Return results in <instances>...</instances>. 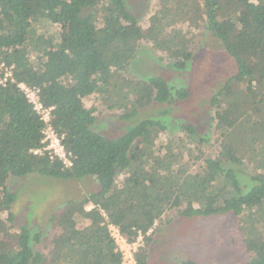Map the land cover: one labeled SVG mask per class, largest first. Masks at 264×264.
I'll list each match as a JSON object with an SVG mask.
<instances>
[{
  "label": "trees",
  "instance_id": "obj_1",
  "mask_svg": "<svg viewBox=\"0 0 264 264\" xmlns=\"http://www.w3.org/2000/svg\"><path fill=\"white\" fill-rule=\"evenodd\" d=\"M193 2L195 20L205 23L238 68L211 100L220 134L214 158L192 148L206 142L192 125H182L183 136H170L159 148L156 140L167 128L153 120L116 139L92 128L97 109L86 99L107 92L115 100L125 85L142 105L187 98V90L174 93L161 78L136 82L123 76L144 42L176 69L192 58L187 37L168 32L169 4L144 26L124 0H0V63L13 68L15 80L0 89V264H121L100 209L129 240L141 231L147 247L149 231L170 214H233L251 254L244 264H264V0ZM21 83L39 89L43 105L53 108L51 125L73 154V168L63 169L48 153H32L43 147L45 124ZM244 160L256 169L248 192L227 167ZM32 173L65 180L92 176L100 184L51 218L62 233L46 254L33 250L30 231L15 225L12 211L16 197L8 180ZM88 205L94 208L87 211ZM146 258L137 256L138 263L147 264Z\"/></svg>",
  "mask_w": 264,
  "mask_h": 264
},
{
  "label": "rangeland",
  "instance_id": "obj_2",
  "mask_svg": "<svg viewBox=\"0 0 264 264\" xmlns=\"http://www.w3.org/2000/svg\"><path fill=\"white\" fill-rule=\"evenodd\" d=\"M124 1L144 26L151 16L162 12L163 4H169L170 13L165 11L171 26L168 32H182L193 55L184 69H176L167 64L166 54L155 49L151 43L144 42L129 71L123 76L136 82L161 78L174 93L176 90H187L189 94L176 103L142 105L136 101V95L128 93V85H125L123 90L117 91L115 100H111L114 95L107 92L91 96L85 104L97 109L98 120L93 130L106 138L116 139L140 121L153 120L167 128L156 140L155 146L159 148L168 137L183 136L182 125H192L200 138L206 141L201 145L194 144L192 148L196 152L202 150L204 158H214L220 148V134L215 130V109L211 100L237 74L236 60L226 52L221 41L212 36L203 21L195 20L198 10L194 0ZM193 18L195 22L191 21ZM51 29V33L58 37L60 29ZM227 167L236 172L245 192L254 186L255 164L244 160L242 165ZM8 187L16 197L12 206L15 225L28 229L33 250L45 254L52 247L53 238L62 233L60 228L52 227L51 218L70 201L80 200L100 190L99 182L92 176L65 180L37 173L11 177ZM151 234L149 246L145 245L146 251L141 248L142 252L137 254L140 260H144L146 254L147 264H181L189 260L196 264H244L251 259L239 219L233 214L193 217L170 214L160 225H155L153 233L148 235ZM37 236L39 240L36 241Z\"/></svg>",
  "mask_w": 264,
  "mask_h": 264
},
{
  "label": "built area",
  "instance_id": "obj_3",
  "mask_svg": "<svg viewBox=\"0 0 264 264\" xmlns=\"http://www.w3.org/2000/svg\"><path fill=\"white\" fill-rule=\"evenodd\" d=\"M13 68L6 67L4 63H0V89L5 87L10 81L15 82L13 77ZM18 87L24 92L33 109L39 114L41 120L45 124L43 130V147L40 149L32 150L34 155H44L48 153L52 161L57 160L61 163L63 169H71L74 167V157L63 144V136H60L51 125V115L53 108H46L40 97V90L37 88H31L24 83L18 85ZM93 205L86 206V210L90 211L93 209ZM105 224H107L108 233L115 245V252L121 256V264H139L137 260V254L141 248L145 245V235L141 232H137L135 240H129L121 229L108 221L106 213L100 209ZM153 229L149 231L152 233ZM148 233V234H149Z\"/></svg>",
  "mask_w": 264,
  "mask_h": 264
}]
</instances>
